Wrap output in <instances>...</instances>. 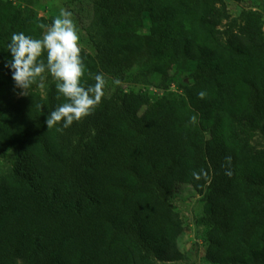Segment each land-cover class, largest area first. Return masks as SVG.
I'll list each match as a JSON object with an SVG mask.
<instances>
[{
  "label": "trees",
  "instance_id": "obj_1",
  "mask_svg": "<svg viewBox=\"0 0 264 264\" xmlns=\"http://www.w3.org/2000/svg\"><path fill=\"white\" fill-rule=\"evenodd\" d=\"M38 1L0 3V149L18 152L0 179V264L181 260L186 229L171 199L184 186L206 194L209 262L264 264V150L252 151L238 129L264 133L262 14L245 11L244 26L233 19L222 29L231 19L225 0H95L97 53L81 49V83L94 85L96 74L121 78L141 63L163 76L159 90L178 82L183 95L103 97L60 131L62 122L45 123L65 102L58 81L44 97L33 90L38 78L13 100L5 66L13 33L42 38L46 22L24 12Z\"/></svg>",
  "mask_w": 264,
  "mask_h": 264
},
{
  "label": "rangeland",
  "instance_id": "obj_2",
  "mask_svg": "<svg viewBox=\"0 0 264 264\" xmlns=\"http://www.w3.org/2000/svg\"><path fill=\"white\" fill-rule=\"evenodd\" d=\"M6 1L0 0V3H5ZM225 2L231 13V19L224 22L222 29H226L233 19L237 20L236 29L244 26V12L249 10L260 12L264 19V0H225ZM61 9L72 13V18L78 27L80 35V48L95 55L97 49L91 36L97 30L101 14L95 5V0H39L35 5L24 9V12L25 16L43 20L47 26H50L53 19L60 14ZM149 32V23L146 21L145 26L140 31V35L148 36ZM141 56L146 60V50L141 52ZM180 69L174 68L172 74L179 73L184 76L186 72L182 71V69L180 71ZM103 76L106 80L103 97H119L122 93L131 90L147 92L159 99L163 95L172 98H179L183 95L182 91L178 89V82L169 86L168 89H164V91L159 90V85L163 84V76L159 73L150 72L141 63H135L124 77L120 78L109 74H103ZM136 78L141 81H136ZM54 81L55 79L51 74L47 75L43 81L45 87L43 89L36 87L33 90L46 97ZM116 81H119V83H116ZM20 91V89L15 90L13 100L21 97L18 94ZM238 129L242 135L250 138L252 151L264 150V133L261 130L254 129L247 124H238ZM17 158L18 152L16 150L0 149V179L4 175L13 172ZM171 202L180 212L186 229L179 241L184 256L181 260L175 262H155V264H214L205 257L210 227L202 223L201 218L205 215L206 194H197L191 188L184 186L172 197Z\"/></svg>",
  "mask_w": 264,
  "mask_h": 264
},
{
  "label": "clouds",
  "instance_id": "obj_3",
  "mask_svg": "<svg viewBox=\"0 0 264 264\" xmlns=\"http://www.w3.org/2000/svg\"><path fill=\"white\" fill-rule=\"evenodd\" d=\"M45 29L42 38H33L23 32L13 33L7 45L11 60L5 65L12 70L15 86L21 91V96L29 95L32 85L41 89L45 87V73L58 81L56 84L59 95L65 102L50 111L45 121L48 129L60 124L62 131L70 127L74 121L90 115L99 105L104 95L106 80L103 74L94 76L95 84L85 86L81 79L85 74V65L81 56L80 35L78 27L72 18V13L61 9L50 26L40 24ZM46 53V61L41 58ZM119 83V81H116ZM204 98L205 93H199ZM197 117L190 118L196 123Z\"/></svg>",
  "mask_w": 264,
  "mask_h": 264
}]
</instances>
